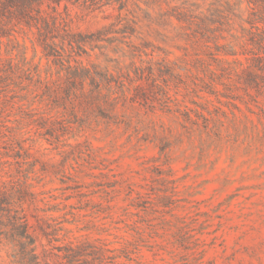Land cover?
Instances as JSON below:
<instances>
[{
  "label": "rangeland",
  "instance_id": "rangeland-1",
  "mask_svg": "<svg viewBox=\"0 0 264 264\" xmlns=\"http://www.w3.org/2000/svg\"><path fill=\"white\" fill-rule=\"evenodd\" d=\"M100 1L55 6L86 37L77 59L110 81L100 97L88 82L66 90L34 30L0 36V192L37 262L264 264V76L247 0ZM10 254L0 244V264Z\"/></svg>",
  "mask_w": 264,
  "mask_h": 264
},
{
  "label": "trees",
  "instance_id": "trees-1",
  "mask_svg": "<svg viewBox=\"0 0 264 264\" xmlns=\"http://www.w3.org/2000/svg\"><path fill=\"white\" fill-rule=\"evenodd\" d=\"M61 1L72 0H0V36L6 35L5 30L13 28L34 30L36 43L41 48L43 56L63 67L66 90L71 94L83 91L88 82L89 94L100 97L102 89L108 86L110 81L106 74L100 73L94 67L91 70L77 59L85 53L86 37L70 33L66 18L56 11L55 6ZM83 1L91 7H99L101 2ZM247 2L250 6L247 19L248 42L256 50L252 53V62L258 67L261 78L264 76V0ZM44 5L46 9H43ZM196 25V31L202 38L207 33L204 20H199ZM214 47L219 52L222 45L215 44ZM19 52L23 55L22 51ZM244 84L248 86L256 84L251 73L245 72ZM136 97L144 98L141 88L136 89L134 98ZM15 205L10 196L0 192V244L11 249L10 264H39L33 252L32 237L26 219ZM69 251L71 252L67 256L69 261L79 255L72 249Z\"/></svg>",
  "mask_w": 264,
  "mask_h": 264
}]
</instances>
